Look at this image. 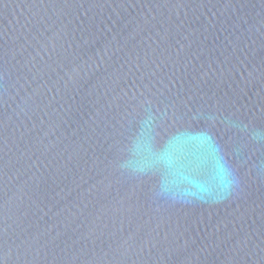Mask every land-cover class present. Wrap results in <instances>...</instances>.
Segmentation results:
<instances>
[{"label": "water", "instance_id": "obj_1", "mask_svg": "<svg viewBox=\"0 0 264 264\" xmlns=\"http://www.w3.org/2000/svg\"><path fill=\"white\" fill-rule=\"evenodd\" d=\"M0 264H264V0H0Z\"/></svg>", "mask_w": 264, "mask_h": 264}]
</instances>
